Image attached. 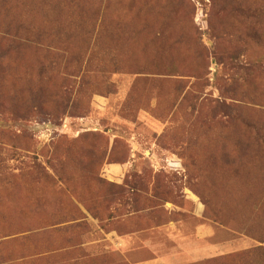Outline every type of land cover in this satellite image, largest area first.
I'll list each match as a JSON object with an SVG mask.
<instances>
[{"label": "rangeland", "instance_id": "rangeland-1", "mask_svg": "<svg viewBox=\"0 0 264 264\" xmlns=\"http://www.w3.org/2000/svg\"><path fill=\"white\" fill-rule=\"evenodd\" d=\"M0 264H264V0H0Z\"/></svg>", "mask_w": 264, "mask_h": 264}]
</instances>
